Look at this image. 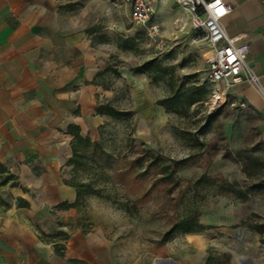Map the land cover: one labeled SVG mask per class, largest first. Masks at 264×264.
<instances>
[{
    "label": "rangeland",
    "instance_id": "374dc122",
    "mask_svg": "<svg viewBox=\"0 0 264 264\" xmlns=\"http://www.w3.org/2000/svg\"><path fill=\"white\" fill-rule=\"evenodd\" d=\"M58 1L62 11L86 30L92 45L106 55L105 75L97 81L103 90L100 106L133 113L121 119L105 115L97 140L101 146L81 149L82 157L70 166L88 231L106 238L118 264H264L259 235L241 226L253 214L258 216L253 222L264 223V189L251 190L256 184L264 187L260 116L241 108L230 94L214 111L210 95L204 105L193 106L185 116L167 115L158 101L170 94L169 89L154 86L146 75L134 72L157 58L174 67L187 86L212 87L207 47L194 35L187 13L170 1L168 18L175 20L167 37L168 51L160 54L132 23L131 10L121 0ZM155 17L161 23L157 11ZM126 40L133 42L126 45ZM143 149L169 164L183 162L177 169L182 183L170 197L162 193L170 187L156 186L139 199L132 179L125 180L127 189L122 186L118 169ZM203 175L223 178L246 190L251 193L249 201L206 186L193 190L190 184ZM189 210L198 212L207 230L167 241L165 235L175 217Z\"/></svg>",
    "mask_w": 264,
    "mask_h": 264
},
{
    "label": "crops",
    "instance_id": "0c3cea01",
    "mask_svg": "<svg viewBox=\"0 0 264 264\" xmlns=\"http://www.w3.org/2000/svg\"><path fill=\"white\" fill-rule=\"evenodd\" d=\"M170 1L155 8L162 24L154 16L168 45ZM224 2L233 7L225 31L248 46L246 64L264 89V0ZM62 6L0 0V264H118L82 220L69 166L75 136L99 139L103 90L94 82L107 58ZM230 95L260 116L264 139L257 87L244 83Z\"/></svg>",
    "mask_w": 264,
    "mask_h": 264
},
{
    "label": "trees",
    "instance_id": "16d2710c",
    "mask_svg": "<svg viewBox=\"0 0 264 264\" xmlns=\"http://www.w3.org/2000/svg\"><path fill=\"white\" fill-rule=\"evenodd\" d=\"M129 41L133 42V40H126L125 44L127 45ZM134 72L146 75L154 86L163 85L169 89L170 94L163 100L158 101V105L165 109L167 115L178 117L187 115L193 106L197 104L204 105L212 92V87L208 88L204 85L195 84L187 86L185 83L186 79L179 78L176 75L174 67L163 65L157 58L144 62ZM104 75L105 72L99 73L94 84L98 85L97 81ZM97 112L101 117L108 115L113 119L133 117V113L119 111L111 106H107L106 108L99 106ZM99 146H101L100 142H93L90 138H83L78 134L72 142L73 157L69 161V166H74L78 162V159L82 157L80 153L81 149ZM136 155L132 160H125V165L117 171V177L124 180L121 183L126 189L128 185L125 180L129 181L132 179L133 183L136 184L139 199H144L147 195L151 194L153 188L156 186L170 187L166 191H162L165 197H170L174 190L180 187L182 180L177 176V169L183 165L182 161H171L169 164L162 157L146 149L141 150ZM70 182L78 191L79 199L77 205L79 206L80 191L72 180ZM190 185H192L193 190H198L203 186L216 188L221 193L234 195L241 202L249 201L251 196V193L244 189H237L223 178L210 177L208 175H203ZM263 189V186L256 184L252 186L251 190L254 192ZM257 217L253 214L249 219L241 222V226H247L251 231L256 232L260 237V242L264 244V223L253 222V218ZM205 230L207 228L200 223L198 212L189 210L175 217L171 223L170 230L165 236L167 237L166 240L170 241L179 235L198 234Z\"/></svg>",
    "mask_w": 264,
    "mask_h": 264
},
{
    "label": "built area",
    "instance_id": "2783aa9c",
    "mask_svg": "<svg viewBox=\"0 0 264 264\" xmlns=\"http://www.w3.org/2000/svg\"><path fill=\"white\" fill-rule=\"evenodd\" d=\"M121 1L130 8L132 23L145 34L160 54L168 51V44L162 36V27L154 19L155 8L160 0ZM175 1L190 17L194 35L207 47L206 62L212 86V100L221 97L223 105L231 90L244 83L255 85L264 97L259 78L246 64L248 46L239 45L237 38H230L223 26V20L232 13L233 7L224 0ZM240 106L246 107L244 103H240Z\"/></svg>",
    "mask_w": 264,
    "mask_h": 264
},
{
    "label": "bare ground",
    "instance_id": "6f19581e",
    "mask_svg": "<svg viewBox=\"0 0 264 264\" xmlns=\"http://www.w3.org/2000/svg\"><path fill=\"white\" fill-rule=\"evenodd\" d=\"M222 103H223V98L221 97L214 98L212 101L211 110L214 111L218 109L222 105Z\"/></svg>",
    "mask_w": 264,
    "mask_h": 264
},
{
    "label": "snow or ice",
    "instance_id": "6c2138e0",
    "mask_svg": "<svg viewBox=\"0 0 264 264\" xmlns=\"http://www.w3.org/2000/svg\"><path fill=\"white\" fill-rule=\"evenodd\" d=\"M217 2H219V0H217ZM221 14H223V9L220 10Z\"/></svg>",
    "mask_w": 264,
    "mask_h": 264
}]
</instances>
